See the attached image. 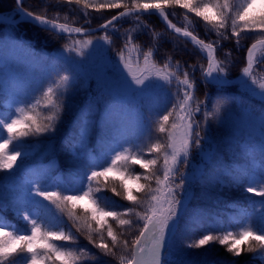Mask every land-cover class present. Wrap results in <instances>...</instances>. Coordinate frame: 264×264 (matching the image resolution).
<instances>
[{
    "label": "trees",
    "instance_id": "trees-1",
    "mask_svg": "<svg viewBox=\"0 0 264 264\" xmlns=\"http://www.w3.org/2000/svg\"><path fill=\"white\" fill-rule=\"evenodd\" d=\"M88 3L90 7L86 9L82 3L79 5L82 9H79L75 4L71 6L58 4L56 0H22L20 6L16 5V0H0V14L8 16L22 8L26 12L32 11L34 15H43L57 24H65L74 29L76 27L88 29L98 26L100 23L110 19L112 15L119 14L125 10L105 7L97 12L91 5L107 2L104 0H88ZM124 3L130 4L131 0H124ZM197 3L201 4V6L204 4L209 6L213 4L222 5L225 3V0H197ZM227 3L229 5L228 11L235 17L236 13L242 11L248 4V0H227ZM164 12L168 17V21L173 25L188 30L193 35H196L198 39H202L206 44L215 42L213 45L216 48L214 52L215 59L221 65L227 67L229 79L238 78L242 74L243 68L246 66L247 49L264 35L259 30L247 33V38L240 40L238 47L237 38L230 36V27L228 30L230 38L218 39L217 31L223 32V29H212L211 25L196 17L194 13L188 12L187 9L172 5L166 6ZM215 12L216 10L210 7V11L207 14L211 16L215 15ZM262 13H264V0H255L250 11V17L259 18ZM142 24H147L148 28H143ZM117 28L119 29L118 31L110 29L107 33L101 31L85 37H68L53 34L51 31L46 32L43 28L30 22H19L15 25L0 24V36L5 33L8 34V39L4 43L8 49H19L36 59L52 60L53 58H58L59 55L69 53L70 51H67L66 47L77 49L79 54L85 59L97 57L100 59V62H104L106 65L109 64L111 67L107 66V70L112 74L118 75L117 80L120 82H127L123 76L113 71L114 65L119 61L116 50L124 46L125 31L127 30L134 37L135 47L129 45L125 49V58L132 60L131 67L134 68V73L137 76L143 78L145 75L152 73L154 80L155 70L151 67L153 63H155L158 69H163L165 64L170 65L166 71L175 70L177 65L180 66L181 70L191 71V66L195 65V78L201 81L198 90L195 92L198 100L210 105L215 97L228 95L231 98H236L255 114H260L262 108H264V100L247 93L248 91L244 90L245 85L243 84L225 86L222 90L215 85L205 87L202 83V73L200 71L201 65L206 68L207 60L205 56L190 42L178 38L165 29L154 15H141L139 21L135 17L130 20L118 21ZM104 35L110 36L111 44L106 43L103 39H99ZM89 40L95 43H103L102 56L97 54L101 48L97 51L91 50L87 53H82L80 44H85ZM148 52H152V57L146 66L142 57ZM138 57L140 58V63L137 65L135 61ZM260 60H264V57L260 58ZM119 67L123 71V74L127 73V70L123 68V64H120ZM251 73L248 82L251 80H255L256 82L263 81L264 64L256 62ZM127 79L131 81L130 76ZM161 83L163 82L161 81ZM177 87L178 85L174 81L170 87L166 86L165 90L176 95ZM48 88L54 90V86L46 84L42 89V94L40 93L42 98L36 99L35 103H23L21 101L13 103L9 98L10 94L3 88L0 89V119L7 121L9 118H15V116L10 117V115L16 111L17 115H19L18 110L23 109L26 113L34 115L39 123L45 124L49 109L46 106L47 97H45L44 93ZM74 88L80 89L77 86ZM86 91L91 92L92 87L90 86ZM82 92L79 90L78 93ZM75 101L76 98L74 97L69 99L68 102L63 103L54 119L58 122V125L52 129L55 141L53 143V153L57 162L56 170H46L43 160L40 161L38 159L40 149L46 140V135L43 132L38 135L13 138L9 144L7 151L19 150L22 155L17 158L16 165L10 172L0 171V186H2L3 192V207L0 208V216L5 219L7 224H12L10 230L19 232L30 230L27 222L22 219V216L8 206V200L17 193L27 192L29 188L33 189L32 195L35 197V188L40 186L34 183L37 180L43 179V187L47 190L58 191L62 195L72 193L82 195L83 191H87L91 187L93 193L100 198V205L106 207V210L129 213L128 216L120 218L129 219L131 227L120 225L118 219L107 218V224L113 228L120 239L116 256H104L100 254L99 250L94 248L86 239L88 231L84 218H87L95 226V222H92L90 219L91 212L95 206L89 200L80 201L74 209L76 215L81 218L77 221V225L81 228L80 232H77L76 227L73 226V222L69 220L66 211H61L64 207L62 203L58 207L57 204L43 201L39 206L29 205V210L38 208L40 211L38 217L42 220L50 221L52 230L59 229L65 231L66 234L71 233L75 235V244H67L65 246L77 251L78 254L85 253L77 264H125V261L131 255L130 247L137 237L140 225H138L135 215L136 204H133L132 201L124 197L120 188V182L121 179H124L125 183L133 189V194L139 201L146 198L145 193L149 192L150 189L145 187L143 191L137 192L135 190L137 182L126 179L129 174L140 176L141 179L138 182L140 185L151 184V188H155L156 182L153 171L159 176L157 168L160 164L159 157L161 154L160 152L154 153L151 149L154 144H162L161 133L157 130L158 122L160 121L159 115L157 113L153 115L151 141L148 145L140 149L135 148L129 154L125 152L128 156L137 159H157L156 169L141 168L139 164H132L131 160L127 162L120 161L118 162L119 171L109 173L106 179L101 177L99 185L95 181L89 185L85 180V176L90 175L91 171L111 167V161L114 159L115 154L101 137H97L95 142H91V120H88L84 125L80 124L82 120L81 116L76 118L72 114V105L75 104ZM202 111L204 113L203 117L194 113L195 120L201 123L204 121L206 125L212 128L210 131L215 130V119L209 109H202ZM75 121L77 122L75 123ZM84 127L87 128V131L84 134V139H80L79 133ZM201 127L204 126L201 125ZM19 130L18 127L14 131ZM7 138L8 134L3 128V124L0 123V143H3ZM108 140L110 141V139ZM211 142L213 140H210ZM131 144L129 143V146ZM125 147L128 149V143ZM85 148L90 149V152H84L83 149ZM224 151L225 156H227L226 150ZM232 157L234 160H237L236 163L234 165H227L226 170L220 172L216 169L219 166L207 167V162L201 158L200 150L197 152L191 150L188 157L191 167L181 168V171L185 175H188L192 171L193 174H198V176L202 173L198 182L193 186L192 194L187 201L186 211L178 216V227L175 232V236H178L180 239L181 247L186 253L187 259L195 261L193 264H231L232 261H235V264H264V257L259 254V251L257 253H245L240 257H232L226 248L218 243H210L205 248L199 249L188 247L189 244L196 243L206 234L223 236L227 232H232L233 235H238L243 231L257 232L258 228L264 227V221L260 218V214L264 212V204L261 203V201H264V197H258L246 191L249 183H252L255 187H264V184L260 183L261 180H264V163L246 159L241 155L236 156L235 152ZM57 170L61 172L60 177L56 175ZM121 173H123V176ZM145 176L149 177L148 181L144 180ZM175 179L178 181L179 175ZM98 186L101 190L96 192ZM172 186L174 187V185ZM113 188L121 191L122 194L120 196L114 195L112 192ZM35 198L41 200L42 197ZM257 234L259 233L257 232ZM182 235L183 237H181ZM125 240L127 241V247L124 246ZM53 243L60 246L64 242L53 241ZM174 256V254L169 255L170 258ZM15 259L16 264H24L27 257L18 256ZM45 264H51V262H45ZM56 264H59V262H56Z\"/></svg>",
    "mask_w": 264,
    "mask_h": 264
},
{
    "label": "snow or ice",
    "instance_id": "snow-or-ice-1",
    "mask_svg": "<svg viewBox=\"0 0 264 264\" xmlns=\"http://www.w3.org/2000/svg\"><path fill=\"white\" fill-rule=\"evenodd\" d=\"M56 2L69 6L73 4L79 6L83 3L84 8L87 9L90 7L88 0H56ZM254 3L255 0H248V4L242 11L237 12L235 17L228 11L229 5L227 0H225V3L222 5L213 4L211 6L207 4L201 6V4L197 3V0H131L130 4L124 3V0H109L107 3L93 4L91 7H94L97 12L105 7L109 9H126V11L114 14L110 19L99 24L98 30H103L107 33L110 29L114 31L119 30L117 28V22L121 17L134 16L135 19L139 21L141 19V14L148 13L150 10H155L167 20L168 17L164 14V8L166 6L176 5L180 8L187 9L190 13H194L196 17L201 18L207 24L211 25L212 29H223V32L217 31L218 39H229L230 36L236 37L237 46L239 47V41L246 39L247 33L259 30L260 33L264 34V13H262L259 18L254 16L250 17V11ZM21 4L22 0H16L17 6ZM210 7L216 10L215 15L210 16L207 14L210 11ZM20 11L35 23L44 26L43 30L46 32L55 30L53 34L59 32L67 34L68 37H71L73 32L81 35L84 32L81 27L70 29L65 24L52 23L50 19L43 15H34L32 11H27L25 13L22 8H20ZM141 26L143 28H148L147 24H142ZM168 27L174 28L177 33L181 32V28L175 27L171 22H169ZM229 27L231 30L230 36L228 35ZM183 35L185 37H190L195 44L202 46V52H207V69H205L203 65L200 66L202 83L205 87L215 85L222 90L226 85L233 83V81L228 78L227 67L221 65L215 59L214 52L216 48L213 46L215 42L205 44L202 39H198L196 35H193L187 30L183 31ZM99 39H103L109 44L112 43L109 35H104ZM258 42L264 43V35L261 36ZM0 43H3L2 39H0ZM87 43L92 44V41L89 40ZM129 45L135 47L134 37L126 30L124 46L116 50L119 61L114 65L113 71L123 76L128 82L131 100L140 104L151 105L158 97L159 93L163 91L166 86L170 87L175 81L178 85L176 95L179 99L180 112L184 113L179 116V120L182 121V123H172L171 131H169L167 126L170 117L173 115L172 112L162 115V118L158 122V132L161 134L168 133L169 143L163 147L165 150L171 149V152L164 157L163 179L157 176L156 172L153 171L157 187L152 189L151 184L140 185L138 183L141 179L140 176L129 174L126 178L128 181L137 182L135 188L137 192L143 191L145 187L149 188L150 191L145 193V195L146 197H151V202L148 203L143 214L135 213L143 223L139 226V235L133 243L135 254L133 255L131 264H168L165 253L171 252L169 238L175 235L178 227V216L186 211L187 201L192 194L193 186L198 182L200 176H202V173L198 176V174H193V171L185 175L181 171L183 167H191L188 161L190 152L193 148H201V141L204 139V137L201 136V122L194 118V113L201 111L200 105L203 103L198 100L195 95L201 81L195 78V65L191 66V71L181 70L179 65H177L173 71H166L170 65L165 64L163 69H158L155 63L151 65L155 70L154 80L150 79L152 73L145 75L143 78H139L132 70V60L130 58H125V49H127ZM256 47V44H252L251 48L247 49L248 66L243 68L244 77H250L252 74L251 69L255 60L254 50ZM66 50L72 51L74 49L66 47ZM151 57L152 52L143 55L142 59L146 66L149 64ZM255 62L264 64V60H256ZM135 63L137 65L140 63L139 57L136 59ZM120 64H123V68L127 70L128 76L131 77V81L124 76L123 71H121L119 67ZM64 80H68V77H64ZM145 81H147V83H145ZM161 81L163 83H161ZM132 82L136 85H143V87L133 88ZM239 82L245 86L248 85V81L243 78H241ZM252 83L255 84V80H253ZM260 87L264 89V84ZM52 94V88H48L44 93L45 97L48 98L49 104L53 102ZM260 96L264 97V91L260 92ZM18 111L19 115H16L15 118H9L7 121L0 119V123L3 124V128L8 134V138L5 139L3 143H0V171L10 172L16 165L17 158L22 155L19 150L14 149L12 151H7L13 138L38 135L53 127L51 123L54 119L53 116L47 117L48 122L41 124L34 115L26 113L23 109H19ZM173 111H175V108ZM217 111H219V109ZM226 114L227 112L220 117L221 123H223ZM259 117L261 118L262 127H264V108H262ZM101 121V132L103 133L101 139L108 140L111 138L109 135L108 122L104 116L101 117ZM18 127L20 130L14 131ZM91 128L92 133H94L97 128L95 122H93ZM177 129H179L178 134L176 133ZM86 131V127L81 129L79 133L80 139H84ZM161 148L162 145L154 144L151 151L159 153ZM259 148L261 155L264 156V139L260 141ZM201 158L206 162H210L215 158L210 146L208 152L201 150ZM128 160H131L132 164H139L140 167L144 169L152 168L155 170L158 163L157 159H137L128 156L125 152H118L111 161V167H105L103 170L91 171L90 175L85 176V180L89 185L94 181L99 185V179L101 177L106 179L109 173L119 171L118 162H127ZM121 175L123 176V173H121ZM177 175H179L178 181L175 179ZM148 179V176L144 177L145 181H148ZM34 183L40 185L35 188V197H42V200H38L32 195L33 189L31 188L25 193H17L8 200V206L22 216V219L27 222L30 230H25L23 232L10 230L11 225L0 219V264H16L15 258L18 256L27 257L24 264H45V262H51V264H56V262H59V264H77L81 257L85 255V253L78 254L77 251L65 246L67 244H75V235L71 233L66 234L65 231L59 229L52 230L50 221L40 219L29 210V205L39 206L43 201L57 204L58 207L62 203L64 207L61 211H66L69 220L73 222V226L76 227L77 232H80L81 228L77 225V221L81 218L76 215L74 209L80 201L85 199L89 200L91 204L95 206L90 217L91 221L95 222V226H93V223L89 222L87 218H84V223L88 231L86 239L94 248L99 250L100 254L104 256H116L120 239L113 228L107 224V218L111 217L114 220L118 219L120 225H128L131 227L129 219L120 218L122 216H128V212L106 210V207L100 205V198L93 193L91 187H89L87 191H83L82 195L77 193L62 195L58 191L47 190L43 187V179L37 180ZM260 183L264 184V180H261ZM172 185H174V187ZM120 188L127 200L132 201L133 204L137 206L140 205L141 202L133 194V189L125 183L124 179H121ZM100 190L98 186L96 192ZM246 191L258 197H264V187H255L252 183H249ZM112 192L116 196L122 194L121 191H117L115 188L112 189ZM261 203L264 204V201H261ZM2 207L3 192L2 186H0V208ZM260 218L264 221V212L260 214ZM257 232L259 234H257ZM257 232L243 231L238 235L227 232V234L223 236L206 234L196 243L189 244L188 247L199 249L205 248L210 243H218L224 246L232 257H240L245 253H257V251L264 257V227L258 228ZM53 241H61L64 243L57 246ZM124 246H128L126 240L124 241ZM231 264H235V261H232Z\"/></svg>",
    "mask_w": 264,
    "mask_h": 264
},
{
    "label": "rangeland",
    "instance_id": "rangeland-1",
    "mask_svg": "<svg viewBox=\"0 0 264 264\" xmlns=\"http://www.w3.org/2000/svg\"><path fill=\"white\" fill-rule=\"evenodd\" d=\"M104 1L109 2V0ZM77 7L82 9L81 6ZM20 12V10H17L11 15L4 16L7 19H13ZM133 18L134 16H127L121 20H130ZM0 39L3 41V43H0V89L3 88L10 94V100L13 103L18 101L23 103H35L36 99L42 98L41 92L46 84L54 86L52 94L53 102L49 104L47 98L46 106L49 109L48 117L53 116L55 119L61 105L75 97L76 101L75 104L72 105V114L76 118L81 116V125L87 123L88 120H91V125L93 122L97 125L95 132L92 133L91 142H95L97 137L103 135L101 132V117L104 116L106 118L111 138L110 141L105 140V142L111 147L114 154L118 152H127L129 154L135 148L140 149L147 146L151 141L153 115L155 113L159 115V119L168 112L173 113L167 126L169 131H171L172 123H182V121L179 120V116L184 113L180 112L179 99L174 93H169L164 89L159 93L158 97L151 105L132 101L128 82H120L117 80L118 75L112 74L107 70V66H111L109 64L106 65L104 62H100V59L97 57L85 59L79 54L77 49H74L73 52L70 51L66 55H59L58 58H53L52 60L36 59L28 56L26 52H22L19 49H8L4 45L5 41L8 39L7 33L1 35ZM80 45L82 53H87L91 50L97 51L101 48L97 54L100 56L103 54V43L101 42H92V44L85 42V44ZM263 57L264 47H261L257 49L255 53L254 63H256V60H260V58ZM132 70L135 72L134 68H132ZM242 75L243 72L240 76ZM66 76L68 80H64ZM124 76L129 78L128 73L124 74ZM150 79H153V75L150 76ZM252 81L253 80L248 82L247 86H244V90L264 100V97L260 96V92L264 91V89L260 87L264 84V80L259 82L255 81V84H253ZM145 83H147V81H145ZM75 86L80 89H75ZM90 86L93 92L86 91ZM132 87L142 88L143 85H136L132 82ZM79 90L83 92L78 93ZM201 107L202 109H209L211 115L215 119L216 127L214 126L215 130L210 131L212 128L203 121L201 125L204 127H201V136L204 137V139H202L203 142L201 141V148H193L192 150L196 152L198 150L208 152L211 144V151L214 153L215 158L207 162L208 168L219 166L216 169L220 172H224L227 165H234V163H236L237 160H234L232 157L234 152L236 156L241 155L246 159L248 158L264 163V156L261 155L259 148L260 141L264 139V127H262L261 118L258 114L253 113L236 98H231L228 95L215 97L210 105L206 102L201 103ZM174 108L175 111H173ZM202 109L200 112H197L201 117L204 115ZM218 109L219 111H217ZM225 112H227V114L223 123H221L220 117L223 116ZM16 115L17 111L12 113L10 117H16ZM54 119L51 122L53 127L43 132L44 135H46V140L40 149L38 157L40 161L43 160L46 170L57 169V162L53 153V143L55 141L52 129L58 125V122ZM76 122L77 121H75V123ZM176 133H179V129L176 130ZM161 139L162 148L157 172L159 173V177L163 179L164 157L171 152V149L165 150L163 147L169 143L167 132L161 134ZM204 140H206V142H204ZM210 140H213V142L210 143ZM127 143L128 149L125 147ZM129 143H132L131 146H129ZM83 150L86 153L90 152L88 148ZM224 150H226L227 156H225ZM56 172L57 177H60L61 172L59 170ZM156 187L157 185L155 188ZM140 202L139 206L136 205L135 213L143 214L148 203L151 202V197L147 196ZM31 212L37 216L40 214L38 208L32 209ZM0 219L7 223L3 217L0 216ZM136 220L138 225H142L143 221L137 216ZM9 225L12 227L11 223H9ZM138 235L139 231L137 236ZM181 237H183V235ZM169 242L171 244V252L165 253L168 264H193L195 262L192 259H187L178 236L174 235L170 237ZM130 252L131 255L134 252L133 244L130 247ZM170 254H174L175 256L170 258ZM131 255L127 258L125 264H131Z\"/></svg>",
    "mask_w": 264,
    "mask_h": 264
},
{
    "label": "water",
    "instance_id": "water-1",
    "mask_svg": "<svg viewBox=\"0 0 264 264\" xmlns=\"http://www.w3.org/2000/svg\"><path fill=\"white\" fill-rule=\"evenodd\" d=\"M124 11H126V10H123V11H121V12H124ZM25 13H26V12H25ZM146 14L154 15V16L158 19V21L161 23V25H162L165 29H167L169 32H171L172 34L176 35L177 37H179V38H183V39H186V40L190 41V42H191L192 44H194L196 47H199V48L202 47V46H200V45L195 44V42H193V41L191 40L190 37H185V36L183 35V31H184L185 29H182V28H181V32H180V33H177V32H175V29H174V28H169V27H168V24H169L168 21L165 20V19H164V18H163L158 12H156L155 10H150L148 13H143V14H141V15H146ZM125 17H127V16H125ZM122 18H124V17H121V19H122ZM21 21H28V22H31V23H33V24L39 26V27H42V28L44 27V26H42V25H39V24L35 23V22L32 21L30 18H27V17L24 15L23 12H22V13H19L14 19H6V18H4L3 16L0 15V24L15 25L16 23L21 22ZM52 23H54V22H52ZM55 24H56V23H55ZM175 27H177V26H175ZM98 28H99V26H97V27H95V28H91V29H86V30H84V32H83L82 35L73 32L72 36H74V37L90 36V35H94V34L100 32V31H103V30H98ZM178 28H179V27H178ZM70 29H72V28H70ZM53 31H55V30H51V32H53ZM55 34H56V35H61V36H67V34H62V33H59V32H55ZM258 41H259V40H257V41H255L254 43H252V44H256V45H257V47H256L255 50H257V49H259V48H261V47H264V43H259ZM252 44L249 46V48H251ZM255 50H254V51H255ZM204 53H205L206 56H207V52L204 51ZM253 65H254V64H253ZM253 65H252V68H253ZM247 66H248V64H247V52H246V67H247ZM207 67H208V64H207V66H206L205 69H207ZM251 71H252V69H251ZM241 78H243V79H245V80H247V81H248V79H249V77H244V75H242V76H240L238 79H230V80L233 81V83L228 84V85H226V86L240 85L241 83L239 82V80H240Z\"/></svg>",
    "mask_w": 264,
    "mask_h": 264
},
{
    "label": "bare ground",
    "instance_id": "bare-ground-1",
    "mask_svg": "<svg viewBox=\"0 0 264 264\" xmlns=\"http://www.w3.org/2000/svg\"><path fill=\"white\" fill-rule=\"evenodd\" d=\"M167 21H168V20H167ZM168 23H169V21H168ZM256 51H257V50L254 51V56H255Z\"/></svg>",
    "mask_w": 264,
    "mask_h": 264
}]
</instances>
